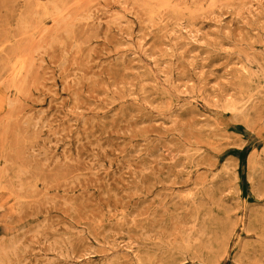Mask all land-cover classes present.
<instances>
[{
  "label": "rangeland",
  "instance_id": "1",
  "mask_svg": "<svg viewBox=\"0 0 264 264\" xmlns=\"http://www.w3.org/2000/svg\"><path fill=\"white\" fill-rule=\"evenodd\" d=\"M0 264H264V0H0Z\"/></svg>",
  "mask_w": 264,
  "mask_h": 264
},
{
  "label": "bare ground",
  "instance_id": "2",
  "mask_svg": "<svg viewBox=\"0 0 264 264\" xmlns=\"http://www.w3.org/2000/svg\"><path fill=\"white\" fill-rule=\"evenodd\" d=\"M52 1V0H51ZM146 6V5H145ZM214 6V5H213ZM233 7V6H232ZM55 9V8H54ZM179 10V9H178ZM55 11V10H54ZM60 11V10H59ZM56 13V12H55ZM152 13V12H151ZM51 14V13H50ZM57 15V14H56ZM22 18V17H21ZM118 19V18H117ZM25 22V21H24ZM151 23V22H150ZM25 24V23H24ZM21 25V24H20ZM146 25V24H145ZM197 29V28H196ZM69 33V32H68ZM69 37V36H68ZM178 37V36H177ZM22 59V58H21ZM22 60H20V62H21ZM16 63H19L18 61H16ZM15 63V64H16ZM19 64H22V62L21 63H19ZM16 66V65H15ZM23 65L21 66V67H19L18 69H17V71H16V73H14L15 74V76H19V75H21V73H22V71H23ZM14 69V68H13ZM16 70V69H15ZM13 74V73H12ZM25 74H26V72H25ZM14 77V76H13ZM16 78V77H15ZM25 82V81H24ZM18 83H20V82H18ZM8 101V100H7ZM236 110V109H235ZM15 179V178H14ZM19 180V179H18ZM22 184V183H21ZM178 242V241H177ZM188 244V243H187Z\"/></svg>",
  "mask_w": 264,
  "mask_h": 264
}]
</instances>
